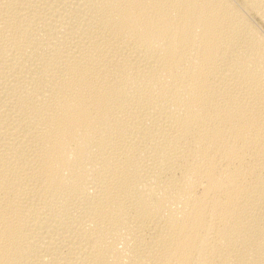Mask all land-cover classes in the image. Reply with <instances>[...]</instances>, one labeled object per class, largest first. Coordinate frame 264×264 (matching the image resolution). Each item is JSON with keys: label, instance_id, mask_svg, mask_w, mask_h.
Segmentation results:
<instances>
[{"label": "bare ground", "instance_id": "1", "mask_svg": "<svg viewBox=\"0 0 264 264\" xmlns=\"http://www.w3.org/2000/svg\"><path fill=\"white\" fill-rule=\"evenodd\" d=\"M0 264H264V0H0Z\"/></svg>", "mask_w": 264, "mask_h": 264}]
</instances>
